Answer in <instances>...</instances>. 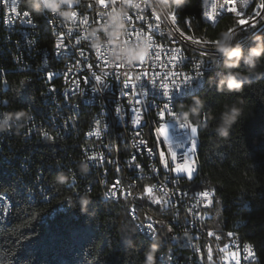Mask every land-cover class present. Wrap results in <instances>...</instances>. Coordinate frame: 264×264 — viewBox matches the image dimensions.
<instances>
[{"label":"built area","instance_id":"1","mask_svg":"<svg viewBox=\"0 0 264 264\" xmlns=\"http://www.w3.org/2000/svg\"><path fill=\"white\" fill-rule=\"evenodd\" d=\"M136 2L141 7L128 9L132 19L127 21L123 42L131 44L151 36V47L143 61L126 65L109 58L108 51L114 49L115 43L109 49L96 50L86 38L93 27L105 22L113 7L120 6L121 0L115 3L104 0V4L99 0H79L75 5L77 16L71 23L50 14L51 28L57 30V40L61 43L57 50L60 55L46 53L45 40H41L39 33L40 20L35 14L30 18L22 15L27 11L23 0H0V69L9 68L7 55H19V62L29 75L30 92L38 96L33 105L46 104V109L51 110V121L39 122L32 116L18 132L0 134V162L14 158L12 169H18L19 177L28 180L38 201L47 204L53 201V193H58L46 174L50 158H57L61 163L62 158H69L64 171L73 173L77 179L74 194L89 192V187L92 189L89 175L101 174L107 181V189L102 192L106 200L134 201L138 192L147 197L158 194L166 202L164 207L173 209L172 236L162 255L178 259V264H254L246 252L249 242L206 227L207 212L215 203L214 192L194 191L190 186L198 173L200 142L197 131L193 148L191 126L198 130L204 126L195 120L188 124L180 119L179 113L186 108H163L159 104V97H166L165 90L175 97L193 90L198 83L197 74L209 75L216 60L224 57L216 50L203 53V46L212 43H200L185 35L170 15L162 16L154 11L150 0ZM243 7H248V0H201V13L213 24L231 12L243 11ZM28 19L35 27L27 23ZM65 46L70 54H65ZM52 57H61V65L52 64ZM34 58H42V65H34ZM48 72L53 74L50 82L46 77ZM125 73L130 80L125 81ZM93 74L101 79L95 80ZM185 77H193V81L185 84ZM125 82L130 85L127 89L123 88ZM133 84L135 90L131 87ZM141 84H144L143 90ZM165 84L167 89L162 87ZM144 91L149 95L145 96ZM12 96L13 77H0V101L8 102L0 103V112L18 110ZM117 106L122 109L123 119L115 113ZM60 107H72L76 120H67V115L60 114ZM47 123H56L58 136L47 134ZM165 127L167 139L160 131ZM80 141H87L89 146L87 175H81L78 170L81 161L75 155V145ZM177 166H182V171L177 172ZM106 192L115 195L105 196ZM12 208L11 198L0 192V229L10 224ZM128 212L143 233H149L151 224L155 235L158 234L153 222L140 221L135 207L131 206ZM183 244H192V252L183 251Z\"/></svg>","mask_w":264,"mask_h":264},{"label":"trees","instance_id":"2","mask_svg":"<svg viewBox=\"0 0 264 264\" xmlns=\"http://www.w3.org/2000/svg\"><path fill=\"white\" fill-rule=\"evenodd\" d=\"M261 5L263 0H254L242 16L225 15L212 27L202 18L201 0H191L189 5L176 12V21L190 38L215 44L221 31L236 30L241 26L240 20L259 18L255 27L236 30L240 40L248 38L242 44L247 49L253 44L254 35L251 34L258 26L263 25L256 34H264ZM46 48L52 53L51 40ZM7 56L9 68L0 70L5 73L4 77H13L12 103L15 108L28 110L39 122L51 121V110L46 109V104L33 105L38 96L30 92L26 69L17 63L14 54ZM223 62L224 58L215 63L209 75L206 73L201 90L194 95L204 100L200 117L204 127L198 130V173L190 186L194 191L210 190L215 194L214 206L207 212L206 227L249 242L247 245L255 252L254 264H264V75L254 77L240 94L220 93L209 83V77L219 80L226 71ZM236 70L246 72L247 66L242 63ZM256 72L264 74V63ZM192 97L184 104H191ZM240 97L244 101V114L232 128L231 135L221 138L215 133V125L221 122V113L226 110L224 106L237 102ZM63 113L69 114L66 107H60V114ZM47 133L58 136L56 123H47ZM86 147L87 141L75 145L78 160H86ZM64 165H69V158H62V163L57 158H50L46 174L58 193H53L52 202L43 204L38 201L28 180L19 177L18 169H12L14 158L0 162V192L6 193L13 202L11 222L0 229V264H22L24 261L28 264H143V253L154 241L151 235L137 227L128 212L131 206L135 207L140 221L153 222L158 229L155 236L162 244L157 253L158 264H178V259L162 255L172 236L173 209L154 204L140 192L134 201L125 198H117V203L106 200L102 196L103 189H107L106 176L91 174L89 193L92 203L88 213H81L79 206L72 207L70 201H78L79 195L87 191L74 194L77 179L73 173L64 171ZM58 173L69 176V182L57 183ZM65 207L67 209L62 211ZM183 251L192 252V244H183Z\"/></svg>","mask_w":264,"mask_h":264},{"label":"clouds","instance_id":"3","mask_svg":"<svg viewBox=\"0 0 264 264\" xmlns=\"http://www.w3.org/2000/svg\"><path fill=\"white\" fill-rule=\"evenodd\" d=\"M153 10L162 16H168L176 13L191 3V0H150ZM27 11L42 16L45 14H54L61 17L65 22L74 21V15L77 14L75 5L79 0H23ZM141 5L136 0H121L120 6L115 7L107 14L104 23L93 27L87 35L91 46L100 50L109 49L115 43L114 49L108 51L109 58L113 62H122L126 65H132L137 61H142L149 54L151 42L146 37H141L131 44H125L124 38L127 33L128 9L140 8ZM216 52L224 57V69L219 80L215 77H209V83L214 84L220 93L240 94L244 91L246 84H251L253 78L264 75L256 72L257 67L264 63V34L253 36L252 46L245 49L240 41L239 32L233 29L221 31L214 44ZM247 66V71H237L241 64ZM186 111L179 113V118L188 124L193 120L197 124L203 123L200 119L204 111V100L200 96H193L191 104H181ZM226 109L221 113V122L215 125V133L221 138H228L231 135L232 128L238 123L240 117L244 114L243 98H238L237 102L231 105H225ZM32 119V114L26 109L16 111L0 112V134H5L16 130L17 132L24 124ZM81 175H87L90 171V164L82 159L79 165ZM56 182L59 184L68 183L69 176L58 173ZM92 203L91 195L85 192L79 195L78 201L71 202L72 207L79 206L81 213H88L89 205ZM147 250L144 251L143 264H158L157 253L162 246L158 236L153 237ZM127 243V241H126Z\"/></svg>","mask_w":264,"mask_h":264},{"label":"bare ground","instance_id":"4","mask_svg":"<svg viewBox=\"0 0 264 264\" xmlns=\"http://www.w3.org/2000/svg\"><path fill=\"white\" fill-rule=\"evenodd\" d=\"M253 2H254V0H248V7H243V11H240V12H231V16H242L247 11V9L250 7V5ZM263 11H264V8H263ZM263 11H262V13H263ZM237 13H239V15H237ZM262 13H261V15H262ZM201 15H202V18H203L204 22L207 23L209 26L214 27V26L217 25V24H213L211 22H208V17L205 16L204 13H201ZM38 20H40L39 21V33H41V40H45V47H46V44L51 40L52 53L57 52V50H58L56 48V44L58 43L57 30L54 29V28H51V25H50V14H45V15H42V16H38ZM218 22L219 21H217V23ZM247 40H248V38L244 39V41H241V43L243 44ZM197 42L210 43V42L198 41V40H197ZM46 53H49L47 48H46ZM203 53H215L214 43H212V45L203 46ZM14 55L15 56H13V57L15 58L17 63L23 68L21 62H19V55H16V54H14ZM222 60H223V58H221L219 60H216V63H218V62L220 63ZM52 64L61 65V57H52ZM34 65H42V58H34ZM24 69L25 68H23V70ZM4 75H5V73H3L0 70V77H4ZM205 75H206V73H203V78H198V83H196V87L193 88V90H190L189 92L184 93L183 95H178L176 97L175 96L159 97L160 106L165 108L164 104L168 103L169 104L168 108H170V107L182 108L181 104H184L186 100H188L191 96H194L197 92H199L201 90V88H202V86L204 84ZM66 108H67V110L69 112V114L67 115V120H76V112H73V108L72 107H66ZM61 115H66V114L63 113ZM84 155H85L86 160L89 159V146H87L84 149ZM147 234L150 235L149 233H147ZM246 252H247V256L252 257V259L254 260V253L255 252H254L253 248L250 247L247 244H246Z\"/></svg>","mask_w":264,"mask_h":264},{"label":"snow or ice","instance_id":"5","mask_svg":"<svg viewBox=\"0 0 264 264\" xmlns=\"http://www.w3.org/2000/svg\"><path fill=\"white\" fill-rule=\"evenodd\" d=\"M99 3H100V4H104V0H99ZM113 3H115V0H113ZM261 7H264V5H261ZM114 8H115V7H113L112 10H113ZM232 11H235V9H232ZM107 14H108V13H107ZM22 15H23L24 17H29V18H30L31 15H32V13L29 12V11H24ZM237 15H239V13H237ZM256 15H259V13H256ZM76 16H77V14L74 15V20H75ZM170 16H171V19H172L173 21H175V19H176V14H175V13H172ZM155 18H156L157 20L160 19L159 16H155ZM131 19H132V18H131L130 16H128V21H131ZM21 23L23 24V23H25V21L22 20ZM27 23H28L29 25H32L33 27H35V25L33 24V22H32L31 19H28V20H27ZM85 23H86V21H85ZM186 23H187V21H186ZM239 23H240V24H243L244 21H243V20H240ZM251 27H255V25H252ZM241 30H242V29H241ZM148 39H149L150 42H151L152 37L150 36V37H148ZM77 43H78V41H77ZM60 47H61V43L58 42V43L56 44V48L59 49ZM65 48H66V52H65V54H70V53H67V46H65ZM175 51H178V50H175ZM57 55H60L59 51L57 52ZM81 55H83V53H81ZM142 61H143V60H142ZM47 64H48V60H47V58L45 57L44 65L47 66ZM197 67H199V65H197ZM93 75H94V79H95V80L99 81V80L101 79V77H100L99 75H95V74H93ZM173 75H175V74L173 73ZM52 76H53V74H52L51 72H48V73L46 74L47 80H48L49 82L51 81ZM124 78H125V81H128V80L131 79L126 73L124 74ZM196 78H203V73H202V72L198 73ZM196 78H195V79H196ZM117 79H119V77H117ZM137 79H139V77H137ZM192 81H193V77H185V84H186V83H191ZM153 83H155V81H154ZM129 86H130V85H129L127 82H125V83L123 84V88H124V89L129 88ZM131 87H132L133 90H135L136 85L133 84V85H131ZM162 87H163L164 89H167V85H166V84L163 85ZM140 88L143 90V89L145 88V87H144V84H141V85H140ZM49 91H54V89H50ZM123 94H124V95H127V92H124ZM143 94H144L145 96H148V95H149L147 91H144ZM163 95L166 96V97H169V93H168V91H166V90L163 91ZM0 103L6 105L8 102H7V101H0ZM136 103H137V104L140 103V100H139L138 98L136 99ZM168 106H169L168 103H165V104H164V107H165V108H168ZM29 107H31V103H29ZM114 110H115V113H116V115L118 116V118H120V119H123V118H124V117L122 116V109H121L119 106L115 107ZM133 111H135V109H133ZM161 115H163V114H161ZM181 127L188 128L189 125H181ZM160 131L163 132V133H165V138L167 139V128H166V127H165V128H161ZM197 131H198V129H197L196 126H191V132H192L191 140H192V146H193V148L195 147V143H196V141H195V139H194V136L197 134ZM189 151H190V150H189ZM189 151H188V152H189ZM185 158H187V153H185ZM172 159H173V160L176 159V154H175V153H173ZM165 167H167V165H165ZM176 171H177V172L182 171V166H177ZM189 178H191V175H190V174H189ZM88 191H89V192L91 191V188H90V187H89ZM109 195H115V193H109V192H106V193H105V196H109ZM204 195H207V193H204ZM157 202H158V201H157ZM5 211H6V210H5ZM148 229H149V234H150V235L152 236V238H153V237L155 236V228L153 227V225L149 224V225H148ZM22 264H28V261H24V262H22Z\"/></svg>","mask_w":264,"mask_h":264},{"label":"rangeland","instance_id":"6","mask_svg":"<svg viewBox=\"0 0 264 264\" xmlns=\"http://www.w3.org/2000/svg\"><path fill=\"white\" fill-rule=\"evenodd\" d=\"M258 19L259 18H256V19H254L253 21H248V20H243L244 21V23L243 24H241V28L240 29H245V28H247V27H251L252 25H257L258 24ZM263 25H261V26H258L257 28H256V33L257 32H259L260 31V28L262 27ZM239 30V29H238ZM258 30V31H257ZM254 31V32H255ZM253 32V33H254ZM149 199L154 203V204H156V205H159V206H161V207H164V206H166V202L158 195V194H150L149 195ZM158 201V202H157Z\"/></svg>","mask_w":264,"mask_h":264},{"label":"water","instance_id":"7","mask_svg":"<svg viewBox=\"0 0 264 264\" xmlns=\"http://www.w3.org/2000/svg\"><path fill=\"white\" fill-rule=\"evenodd\" d=\"M240 28H241V27L237 28L236 30H238V29H240ZM236 30H235V31H236ZM255 32H256V31H255Z\"/></svg>","mask_w":264,"mask_h":264}]
</instances>
